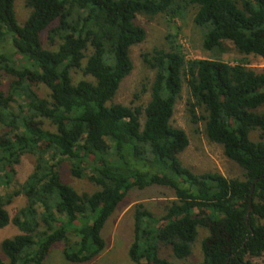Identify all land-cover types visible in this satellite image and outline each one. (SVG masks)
Listing matches in <instances>:
<instances>
[{
  "label": "trees",
  "instance_id": "trees-1",
  "mask_svg": "<svg viewBox=\"0 0 264 264\" xmlns=\"http://www.w3.org/2000/svg\"><path fill=\"white\" fill-rule=\"evenodd\" d=\"M25 6L20 25L14 0H0V46H10L0 52V71L9 77L6 88L0 81V228L19 231L0 242L6 258L0 264H44L57 242L66 261L93 260L105 249L101 231L117 206L131 190L152 185L171 189L172 199L160 214L142 202L133 206L132 263L173 264L161 247L176 259L188 257L203 227L208 234L196 264H258L251 258L264 253V143L248 133L258 129L264 137V69L244 59H187L168 32L166 47L140 54L154 71L148 102L131 107L113 98L133 68L130 47L146 37L138 14L173 21L193 9L204 49L229 41L238 54L264 60V0H25ZM44 31L54 49L43 47ZM77 70L84 77L74 80ZM183 83L190 123L203 122L207 139L241 168V178L194 173L180 162L188 137L170 120ZM25 154L34 164L20 183L15 166ZM63 162L98 189L79 193L62 181ZM21 194L25 204L11 216L7 206Z\"/></svg>",
  "mask_w": 264,
  "mask_h": 264
},
{
  "label": "rangeland",
  "instance_id": "rangeland-1",
  "mask_svg": "<svg viewBox=\"0 0 264 264\" xmlns=\"http://www.w3.org/2000/svg\"><path fill=\"white\" fill-rule=\"evenodd\" d=\"M14 11L17 22L22 25L29 14V9L25 6V0H14ZM194 10H188L182 19L168 21L164 15L158 14L152 18L143 14H138L135 23L142 26L146 31L143 42L130 47V57L133 63L131 72L121 81L114 103H121L129 106H144L149 100V90L154 77V71L148 68L142 61L140 54L150 51L154 47H166L165 36L168 32L176 34V40L183 47V52L187 59H218L228 63H234L238 59H244L246 65L256 71L264 69V60L258 56H243L238 54L233 44L223 41V48L206 50L202 46V32L193 21ZM42 45L48 49H54L47 39V31L41 34ZM10 46L1 47L0 52L8 51ZM80 70L74 72V80L83 78ZM89 79V78H85ZM0 81L6 88L9 77L0 71ZM35 91L40 97L46 95L47 90L43 86L35 87ZM138 94V98L134 94ZM188 90L186 83H183L179 97L177 98L170 124L183 129L188 137L187 147L178 154V158L183 166L188 167L194 173L218 172L227 178H241V168L232 160L225 157L222 147L207 139L204 133V124L199 122L196 126L189 121L186 110V99ZM16 110V106L12 107ZM143 122V117L141 118ZM4 126L0 124V133ZM258 129H251L248 133L249 139L260 140L264 143V137L260 138ZM34 156L25 154L20 162L15 166V179L23 182L32 171ZM62 181L72 186L77 192H93L98 186L85 178H75L69 172V165L63 162L60 166ZM5 187L0 185V194L4 193ZM173 191L163 186L152 185L144 189L131 190L126 198L117 206L113 214L105 222L101 235L106 242L105 249L93 260L86 263L68 262L62 255L63 243L53 244L47 254L44 264H134L127 256V249L132 241V210L133 206L142 202L156 214L162 213L163 206L172 199ZM25 204L24 195L17 196L11 205L7 206L9 214L12 216L17 209ZM17 228L8 224L0 228V242L2 239L17 234ZM208 234V230L203 227L198 228V236L195 239L191 255L184 259H176L172 256L170 249L161 247L160 255L167 258L173 264H196L202 259L201 241ZM76 238L72 235L71 242ZM0 258L6 261L0 251ZM258 264H264V253L260 257L251 258Z\"/></svg>",
  "mask_w": 264,
  "mask_h": 264
},
{
  "label": "water",
  "instance_id": "water-1",
  "mask_svg": "<svg viewBox=\"0 0 264 264\" xmlns=\"http://www.w3.org/2000/svg\"><path fill=\"white\" fill-rule=\"evenodd\" d=\"M252 191H253V186L251 187V193H252ZM250 208H251V207L249 206L248 212H249Z\"/></svg>",
  "mask_w": 264,
  "mask_h": 264
}]
</instances>
